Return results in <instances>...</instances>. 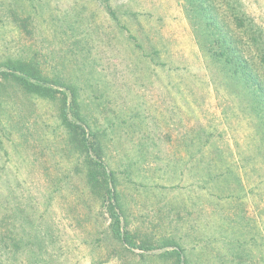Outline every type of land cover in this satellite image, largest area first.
<instances>
[{
    "label": "rangeland",
    "instance_id": "374dc122",
    "mask_svg": "<svg viewBox=\"0 0 264 264\" xmlns=\"http://www.w3.org/2000/svg\"><path fill=\"white\" fill-rule=\"evenodd\" d=\"M105 1L0 0V264H175L159 256L174 248L181 264H264L255 119L196 45L184 1ZM231 1L264 29V0ZM11 64L76 91L135 248L86 185L61 93L25 94ZM198 133L211 145H193ZM215 166L231 179L210 180Z\"/></svg>",
    "mask_w": 264,
    "mask_h": 264
},
{
    "label": "trees",
    "instance_id": "16d2710c",
    "mask_svg": "<svg viewBox=\"0 0 264 264\" xmlns=\"http://www.w3.org/2000/svg\"><path fill=\"white\" fill-rule=\"evenodd\" d=\"M183 1V12L188 19L196 45L213 63L221 67L223 81H227V85L236 90L243 111L255 119L256 140L264 149V29L239 11L235 2L231 0ZM7 70H9L7 75L25 94L41 99H54L59 92L61 93L63 98L59 113L60 125L68 134L69 145L85 154L86 185L93 192H97L99 207L108 210L110 220L108 228L111 230L112 238L125 249L127 246L130 250L135 248L130 235L121 230L119 212L122 207L119 194L115 190V177L111 171H106L105 165L101 162V144L97 136L86 132L85 126H82V118L77 111L76 91L69 86H65L68 93L56 90L42 82L27 64H11ZM67 101L69 103H66ZM202 137L198 133L191 143L201 148L211 145L210 136H207L205 141ZM216 167L215 171L219 172L209 173L207 177L223 184L228 182L233 175L230 168ZM144 250H148V247ZM159 256L167 261L175 257V264H181V249L174 248Z\"/></svg>",
    "mask_w": 264,
    "mask_h": 264
}]
</instances>
